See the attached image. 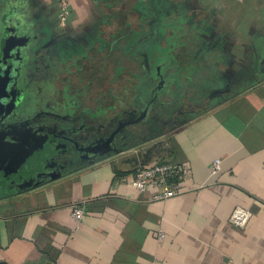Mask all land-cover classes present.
Returning <instances> with one entry per match:
<instances>
[{
    "label": "crops",
    "instance_id": "0c3cea01",
    "mask_svg": "<svg viewBox=\"0 0 264 264\" xmlns=\"http://www.w3.org/2000/svg\"><path fill=\"white\" fill-rule=\"evenodd\" d=\"M174 1L202 23V50L196 40L184 58L201 68H185L171 104L178 123H144L106 155L0 194V264H264V0ZM70 9L72 29L92 22L89 0ZM155 162L173 166L178 195L134 189L135 170ZM237 208L250 214L242 227Z\"/></svg>",
    "mask_w": 264,
    "mask_h": 264
},
{
    "label": "flooded vegetation",
    "instance_id": "af4514ba",
    "mask_svg": "<svg viewBox=\"0 0 264 264\" xmlns=\"http://www.w3.org/2000/svg\"><path fill=\"white\" fill-rule=\"evenodd\" d=\"M37 2V0H0V31L4 36L2 41L8 36V31L15 28L17 32V53L14 57L17 70L12 92V104L15 103V105L9 109V112L15 106L18 107L19 102H23L21 107L16 108L17 113L14 118H10L6 125L1 126L3 118L0 119V136L6 134L11 138L18 139L27 149L30 145L31 148H35L33 151L36 156L44 152L46 155L44 160L47 165L55 168V171L59 173L66 167L73 168L91 158L106 155L111 148H120L121 140L127 132L137 130L144 123L145 126H148L159 122V125H163L165 128L178 123L177 108H172L167 115H161L163 106H152L157 95H154L145 104L134 106L136 107L134 113L137 111V117L142 114L141 120L138 122L130 118V105H126L124 102L120 103L121 98L116 97L119 102V109L116 113L106 110L107 114L101 115L95 113L96 109L93 104L97 96L92 99L83 98L85 101L80 102L81 95L87 97L88 92H94L91 86L95 79V67L90 65L85 70L78 67V63H76V70H71V68L68 69L65 62L57 64L53 54L65 58V54L68 52L65 46H67L66 43H69V38H74L70 40L74 51L79 48L86 53L85 49L89 41L85 40L83 36L88 33L87 28L81 26L72 29L68 24L67 27L66 25L62 27L63 32L57 33L54 25L37 6ZM38 20L42 21L41 25L43 26L50 25L47 28L51 29V36L54 37L51 43L50 40H47L50 36L45 33V30L43 31L41 27L34 28L37 26L35 22ZM49 29L48 31H50ZM44 34L48 38L42 41L43 43L35 50L33 43ZM46 37L44 36V38ZM52 44H60L62 45L61 49L64 48L58 52V46L55 50V47L51 46ZM119 46L115 44L112 49L119 51ZM126 61L122 65H126ZM138 64L140 65L141 62ZM89 69L93 71L90 72ZM33 75L39 76L40 79L38 77L34 79ZM157 84H159L158 88L161 87V80L158 79ZM42 91L44 94H41ZM46 92L51 93L45 94ZM28 96L29 104L24 102ZM110 96L115 98L114 94H110ZM159 103L165 105L163 102L159 101ZM33 105L42 108L29 116L26 111ZM98 105L97 103L96 107ZM125 117L130 120L122 125ZM133 124L135 126H131ZM49 172L52 174L53 170Z\"/></svg>",
    "mask_w": 264,
    "mask_h": 264
},
{
    "label": "trees",
    "instance_id": "16d2710c",
    "mask_svg": "<svg viewBox=\"0 0 264 264\" xmlns=\"http://www.w3.org/2000/svg\"><path fill=\"white\" fill-rule=\"evenodd\" d=\"M89 1L91 13L94 16L91 19L92 22L87 23L89 25V27L88 25L86 26L88 33L83 36L85 40L89 41L86 45V53L79 48L74 51L70 43V40L74 38H69V43H66L67 46H65L68 49V52L65 54L66 57L63 58L55 53L53 54L54 61L57 64L65 62L68 69L76 70V63H78L77 66L81 67V69L86 70V67L91 64L97 69L91 86L95 91L93 93L88 92L87 97L81 95L80 102L85 101L84 99L86 98L92 99L94 96H97L93 104L96 109L95 113L101 115L107 114L106 112L108 111L112 113L118 111L119 102L116 97L118 99L121 98L120 103L124 102L126 105L140 106L150 101L154 95H157V99L152 103V106L157 105L159 101L163 102L165 105L163 106L161 115H167L174 108H171V104L176 105V102L180 101V97H175L176 94L174 92H176L177 88H180V82L178 81L185 73L187 63L184 58L193 51L190 49V44L197 40L195 50H202L199 45L200 35L202 34L200 30L202 23L197 22L195 17L179 11L180 6L174 0H162L163 8L166 9L163 13V21L151 19L152 17L146 18L140 9L142 5L135 2V0ZM170 3L172 4V8L170 7ZM174 11L176 14H174ZM35 23L37 26H34V28L41 27L50 36L49 39H47L46 34H44L46 38L43 35L38 37L39 40L33 43L35 45L34 49L37 50L43 43L42 41L47 39L51 43L54 37L51 36V29L47 28L50 26L49 24L43 26L40 20ZM154 25H158L159 30L156 31ZM191 26L197 29L194 33L188 30ZM136 35H138L139 43L131 47L129 46L124 51V44L127 40L134 38ZM147 41H149V45L146 47L148 59L145 60L143 57L140 60L137 57V60H134L136 46L143 42L147 43ZM115 44L120 45L119 51L112 49L114 48L112 46ZM51 46L55 47V50L58 46V52H61L64 48L62 47L61 49L62 45L60 44H52ZM110 57H112L111 62L107 63L106 59ZM143 59L144 62H142ZM125 61L127 62V66L122 65ZM139 62H141L140 65L138 64ZM190 66V73L192 74L196 72L194 68L199 69L200 67L197 66V63ZM173 68L174 77L172 78L171 73ZM176 77L179 79L176 80ZM158 79L161 80L162 84L159 88L157 87L159 85L157 84ZM183 80V85L184 83L187 84L186 80ZM207 84L211 89L217 86L224 87L225 82L222 80H208ZM95 86L96 89L94 88ZM191 87L194 86L190 84ZM172 88L174 89V98L171 97L172 93H170ZM163 89L165 91L162 93ZM110 94H114L115 98H112ZM97 103L99 105L96 107ZM110 105H113V107H110ZM37 107L40 106L33 105L26 112L29 116H32L37 110L41 109ZM96 117L99 118L97 115Z\"/></svg>",
    "mask_w": 264,
    "mask_h": 264
},
{
    "label": "water",
    "instance_id": "95a60500",
    "mask_svg": "<svg viewBox=\"0 0 264 264\" xmlns=\"http://www.w3.org/2000/svg\"><path fill=\"white\" fill-rule=\"evenodd\" d=\"M16 34L15 28L8 31L0 49V119L15 105L12 104V92L17 70L14 59L17 53ZM33 150L35 148L29 145L27 149L21 141L9 135L0 136V194L8 191L16 193L54 179L49 171L55 169L44 164V152L36 156Z\"/></svg>",
    "mask_w": 264,
    "mask_h": 264
},
{
    "label": "built area",
    "instance_id": "2783aa9c",
    "mask_svg": "<svg viewBox=\"0 0 264 264\" xmlns=\"http://www.w3.org/2000/svg\"><path fill=\"white\" fill-rule=\"evenodd\" d=\"M57 5L58 19L61 26H64L69 20L71 9L70 0H55ZM219 170V161L216 160L212 164V172ZM175 171L171 164L155 162L149 166L138 167L134 173L132 186L138 193H144L149 188L155 191L153 199L161 200L174 197L180 193L175 185L169 184V179L174 175ZM71 215L75 221H79L84 216L83 208L72 205ZM250 214L243 209H235L230 216V222L236 226H244Z\"/></svg>",
    "mask_w": 264,
    "mask_h": 264
},
{
    "label": "rangeland",
    "instance_id": "374dc122",
    "mask_svg": "<svg viewBox=\"0 0 264 264\" xmlns=\"http://www.w3.org/2000/svg\"><path fill=\"white\" fill-rule=\"evenodd\" d=\"M38 2H37V6L41 9V11H42V13L44 14V15H46L47 16V18L50 20V22L52 23V25H54L53 27L57 30V33H61V32H63L64 31V29H62V27L63 26H61L60 25V23H59V19H58V12H59V10L57 9V5H56V3L54 2V0L52 1V3L49 5V6H45V4L43 3V2H41L40 0H37ZM72 1L73 0H70V5H71V3H72ZM50 1H48V3H49ZM135 2H137V3H139L140 5H142V6H140V9L142 10V13L144 14V16H146V18H150V17H152L151 19H155V20H158V21H160V20H162L163 21V13L165 12L164 10H166L165 8H163V1L162 0H135ZM79 3H80V0H79ZM78 5H80V4H78ZM82 5V4H81ZM82 6H80V8H81ZM170 7L172 8V4L170 3ZM174 10V9H173ZM173 10H171V11H173ZM72 14H73V11L70 13V17H69V20L67 21V23L65 24L66 25V27H67V25L69 24V21H70V18H71V16H72ZM174 14H176L175 13V11H174ZM165 16V15H164ZM59 25V26H58ZM64 25V26H65ZM155 26V25H154ZM69 28V27H68ZM66 29V28H65ZM155 30L157 31V30H159V26L158 25H156L155 26ZM3 33H2V31H0V48H1V43L3 42L2 40H3ZM138 40H139V38H138V35H136L134 38H132V39H130V40H127V42L124 44V46H125V50L130 46H133L134 44L135 45H137L139 42H138ZM149 45V41H147V43L146 42H143V43H141V44H139L138 46H136L137 47V49H136V51H135V54H134V60H137V57H139L140 58V60L144 57V59L145 60H147L148 59V57H147V50H146V47ZM124 50V51H125ZM30 51H32V49H30ZM111 59H112V57H110V58H107L106 59V61H107V63H109V62H111ZM191 64H188L186 67H188L189 69L191 68V66H190ZM89 71L90 72H92L93 70L91 69H89ZM199 75V74H198ZM36 77H38L39 79H40V77L39 76H35V75H33V78L35 79ZM203 82H206V80H204ZM95 89H96V86L94 87ZM190 90H191V88H190ZM95 91V90H94ZM165 90L163 89L161 92L163 93ZM200 91V90H199ZM48 93H51V92H48ZM47 92L45 93V94H48ZM41 94H44V92L42 91L41 92ZM146 95V94H145ZM142 97H144V96H142ZM27 99H29V96L28 97H26L25 99H24V102L26 101V103L27 104H29L28 103V100ZM23 105V102H19L18 103V107H14L12 110H10V112L2 119V125L1 126H3V125H6V123H8V121L10 120V118H14V116H15V114L17 113L16 112V108H19V107H21ZM137 106V105H136ZM157 106H164V105H160L159 103L157 104ZM166 107V106H165ZM37 108H42V107H37ZM130 115H131V119L133 120H135L136 122H138L139 120H141V116H142V114L139 116V117H137V111L134 113V110L136 109V107H134V105H130ZM153 109H155V108H153ZM112 111V110H111ZM135 115V116H134ZM132 116H134L133 118H132ZM130 118H128V117H125L124 118V121H122V125H125V123H126V121H128V120H130ZM142 122V121H141ZM0 126V127H1ZM131 126H135V124H133V125H131ZM14 127H15V129H16V126H15V124H14ZM122 127V126H121Z\"/></svg>",
    "mask_w": 264,
    "mask_h": 264
}]
</instances>
